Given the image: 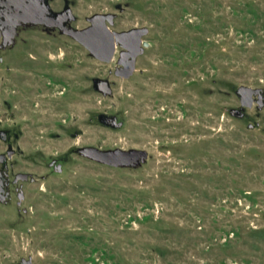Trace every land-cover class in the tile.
Instances as JSON below:
<instances>
[{
	"label": "rangeland",
	"instance_id": "374dc122",
	"mask_svg": "<svg viewBox=\"0 0 264 264\" xmlns=\"http://www.w3.org/2000/svg\"><path fill=\"white\" fill-rule=\"evenodd\" d=\"M71 1L74 25L116 12L151 45L129 79L118 53L104 62L40 27L0 51V154L15 150L11 179L31 176L0 203V264H264V107L230 112L238 87L264 88V0ZM88 146L149 156L117 167Z\"/></svg>",
	"mask_w": 264,
	"mask_h": 264
},
{
	"label": "water",
	"instance_id": "95a60500",
	"mask_svg": "<svg viewBox=\"0 0 264 264\" xmlns=\"http://www.w3.org/2000/svg\"><path fill=\"white\" fill-rule=\"evenodd\" d=\"M14 6L11 8L12 17L18 21L20 18L33 22L38 25L54 26L56 24L62 25V22L67 20V13L70 20L75 18V15L71 8L59 13H55L51 10L49 0H17L13 2ZM54 13V14H53ZM114 14H94L89 18L91 25L84 29L69 28L66 30L67 34L72 35L82 43L95 58L104 61L112 62L116 55V42L121 41L126 50L121 52L119 60L117 62V68L115 74L119 77L126 79L131 78L136 69L138 57L142 55L146 48L151 45L149 41L143 42V37L148 35L149 28L134 27L130 30L119 32L112 30L109 24H113ZM109 18V20H108ZM108 20V21H107ZM16 21V22H17ZM58 22V23H57ZM5 41L14 38V33L6 32ZM1 38V33H0ZM94 88L103 93L105 96L113 95V86L109 79L102 77H95L93 79ZM237 93L241 98L242 106L240 108H232L230 112L237 116H245V109L247 107H253L255 102L259 104V107H264V88H253L248 85H241L237 89ZM113 123L115 118H108ZM122 125V122L116 123ZM81 153L94 160L102 163H106L117 167H138L142 165L148 159L149 153L144 149H108L102 150L97 147H84L80 149ZM15 153L13 148L9 149L7 154H0V161L3 162L6 157H12ZM54 165V162L52 163ZM55 169L59 172L63 170L62 164L55 166ZM30 174L18 173L17 180H26ZM3 181L0 179V201L7 199L9 192H4L5 188L1 185ZM25 197L23 192L19 193V198L22 201ZM21 264H35L33 259L22 260Z\"/></svg>",
	"mask_w": 264,
	"mask_h": 264
},
{
	"label": "flooded vegetation",
	"instance_id": "af4514ba",
	"mask_svg": "<svg viewBox=\"0 0 264 264\" xmlns=\"http://www.w3.org/2000/svg\"><path fill=\"white\" fill-rule=\"evenodd\" d=\"M55 1L56 0H49L50 6H51V10L53 12H55V13L56 12L57 13L63 12L65 10H67L68 8H71V10L73 11V6H72V1L71 0H64V5H62L61 7H59L58 5H55L54 4ZM13 2H17V0H0V33H1L0 51H3V52L4 51H12V50H14V49H16L18 47H21V46H25L26 47L27 44H28L27 43L28 39L25 37V35H27L28 33H30L29 35H31V33L32 32H36L39 27L44 33H46L48 35H51V36H56L57 35V36L68 37V38L72 39L73 41H75L76 43H78L79 45H82L83 47H85L82 43L77 41V39L75 37H73L70 34H67L66 30L69 29V28H75V29L76 28L77 29L87 28L88 26L91 25V22H90L89 18L91 16H93L94 14H97V13H101V14L112 13V14H114V17H113L114 22H113V24H109V26H110V28L112 30L123 32V31H127V30H130V29L134 28V27H118V26H116L117 20L119 19V14L116 13V12H112V11L96 12L93 15H90V16L86 17V20H87L88 23L86 25H83V26L76 25V24L74 25V23L79 21V18L75 15L74 11L71 13V16H72V14H74L75 18L70 20L69 14L67 13V20L63 21L62 25H60V24H56L54 26L38 25V24H35L33 22L25 21V20H23L21 18L18 21L16 20L17 21L16 22L14 20L15 18L12 17V12L13 11L11 10V8H13V6H14ZM116 8L119 10V12L121 14L124 13L125 10H126V7L123 6L121 3L116 4ZM108 20H109V18H108ZM6 32L14 33V35H15L14 38H12V39L10 38L7 41H5V37H6L5 33ZM146 40L147 39H145V36H144L143 37V42L146 41ZM147 41H149V40H147ZM20 42H22V43H20ZM124 50H126V48L123 46L122 42L121 41H117L116 42V55L118 53V57H117V60H116L115 70L117 68V62L119 60L121 52L124 51ZM116 55H115V58H116ZM2 63H4V57L2 55H0V67H1ZM8 68L11 69L12 67L10 66ZM10 138H11V136L9 134V130L8 129H1L0 130V139H2L5 142H9ZM3 154H7V153H3ZM8 158H10V157H6L3 162L0 161L1 164H4V168L2 170L0 169V179L3 181L1 183V185L4 186V188H5V191H3V194H4V192H9L8 196H7V199L4 200V201H0V203H2V204H4V203L6 204V203H8L9 200H11V198H12L11 187L13 185H18L19 182L28 180V179H26V180H21V179L17 180V175L18 174H16L14 176V179H11L10 173L8 171V168H7V160H8ZM52 166H54V165H52ZM19 193L20 192L18 191V197H19ZM0 197H1V194H0ZM19 200H20V198H19ZM19 200L17 202L18 205H20V201H21V200L20 201Z\"/></svg>",
	"mask_w": 264,
	"mask_h": 264
}]
</instances>
